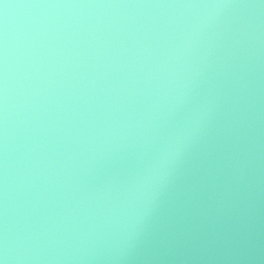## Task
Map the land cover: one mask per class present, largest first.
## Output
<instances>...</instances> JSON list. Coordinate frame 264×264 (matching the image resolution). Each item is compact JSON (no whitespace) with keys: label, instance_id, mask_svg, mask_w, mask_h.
I'll list each match as a JSON object with an SVG mask.
<instances>
[{"label":"clouds","instance_id":"obj_1","mask_svg":"<svg viewBox=\"0 0 264 264\" xmlns=\"http://www.w3.org/2000/svg\"><path fill=\"white\" fill-rule=\"evenodd\" d=\"M0 264H264V0H0Z\"/></svg>","mask_w":264,"mask_h":264}]
</instances>
